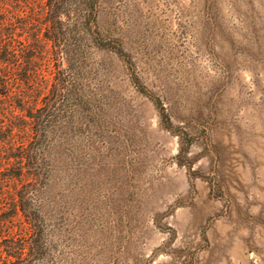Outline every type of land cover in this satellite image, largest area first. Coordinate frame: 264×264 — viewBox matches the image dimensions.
Instances as JSON below:
<instances>
[{
  "label": "rangeland",
  "instance_id": "374dc122",
  "mask_svg": "<svg viewBox=\"0 0 264 264\" xmlns=\"http://www.w3.org/2000/svg\"><path fill=\"white\" fill-rule=\"evenodd\" d=\"M98 28L53 55L40 264H264V0H103Z\"/></svg>",
  "mask_w": 264,
  "mask_h": 264
},
{
  "label": "trees",
  "instance_id": "16d2710c",
  "mask_svg": "<svg viewBox=\"0 0 264 264\" xmlns=\"http://www.w3.org/2000/svg\"><path fill=\"white\" fill-rule=\"evenodd\" d=\"M102 4L103 0L0 4V264H40L45 258L42 192L51 165L50 143L43 134L55 120L61 97L71 92V68L57 69L53 55L60 48L68 57L67 38L71 29L81 27L105 46L98 28ZM38 12L41 20H36ZM46 93L50 98L44 102Z\"/></svg>",
  "mask_w": 264,
  "mask_h": 264
}]
</instances>
